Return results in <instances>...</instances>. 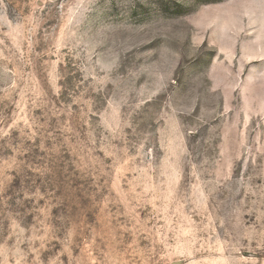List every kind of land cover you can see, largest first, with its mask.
<instances>
[{"label":"rangeland","instance_id":"1","mask_svg":"<svg viewBox=\"0 0 264 264\" xmlns=\"http://www.w3.org/2000/svg\"><path fill=\"white\" fill-rule=\"evenodd\" d=\"M0 264H264V0H0Z\"/></svg>","mask_w":264,"mask_h":264},{"label":"snow or ice","instance_id":"2","mask_svg":"<svg viewBox=\"0 0 264 264\" xmlns=\"http://www.w3.org/2000/svg\"><path fill=\"white\" fill-rule=\"evenodd\" d=\"M127 2L130 3V4H134L135 0H127Z\"/></svg>","mask_w":264,"mask_h":264}]
</instances>
